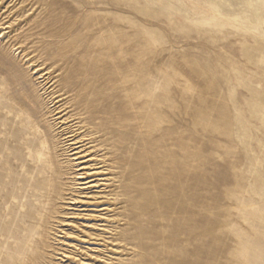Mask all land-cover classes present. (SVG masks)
I'll list each match as a JSON object with an SVG mask.
<instances>
[{
    "label": "rangeland",
    "instance_id": "374dc122",
    "mask_svg": "<svg viewBox=\"0 0 264 264\" xmlns=\"http://www.w3.org/2000/svg\"><path fill=\"white\" fill-rule=\"evenodd\" d=\"M0 264H264V0H0Z\"/></svg>",
    "mask_w": 264,
    "mask_h": 264
}]
</instances>
